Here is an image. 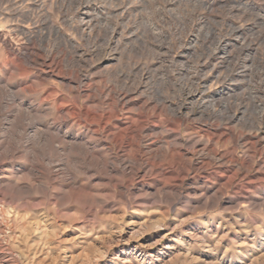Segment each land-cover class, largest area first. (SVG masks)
<instances>
[{
  "label": "rangeland",
  "instance_id": "374dc122",
  "mask_svg": "<svg viewBox=\"0 0 264 264\" xmlns=\"http://www.w3.org/2000/svg\"><path fill=\"white\" fill-rule=\"evenodd\" d=\"M85 5L96 27L88 39L76 31ZM66 18L72 23L66 24ZM51 20L76 38L93 62L80 69L84 79L96 77L100 87L125 83L134 94L151 99L164 93L170 104L180 106L181 117L187 115L197 125L202 124L201 101L229 97L232 110L247 117L243 124L231 125L258 139L255 150L240 144L237 158L231 155V139L218 144L226 154L219 174L210 159L208 134L184 127L177 134L166 123L149 119L150 134L166 137L161 145L167 157L138 154L137 145L123 150L115 142L102 149L106 159L126 153L142 166L131 181L118 173L119 180L135 186L121 196L114 183L100 179L101 169L87 171L77 154L62 151L57 142L50 152L54 159L69 160L72 174L66 176L75 178L73 187H54L19 172L42 151L38 146L34 155L27 148L13 151L18 142L9 133L14 142L0 145L7 164L0 175L32 181V186L18 193L4 189L12 196L0 199V264H264V154L259 152L264 149V0H0V32L17 50H41L39 41L32 45L27 38ZM57 58L62 74H74L76 67L62 53ZM2 62L0 52V75L14 73L16 85L40 74H17L9 65L3 69ZM50 81L60 86L57 79ZM46 89L40 86L36 97ZM253 97L262 110L253 107ZM110 109L107 104L102 108ZM118 121L129 119L125 115ZM72 124L74 133L113 137L103 128L93 134L94 128L78 124L75 116ZM195 141L207 144L203 158L196 155L199 147L192 149ZM152 143L148 138L144 146ZM147 161L162 162L166 173ZM174 161H181L177 172Z\"/></svg>",
  "mask_w": 264,
  "mask_h": 264
},
{
  "label": "bare ground",
  "instance_id": "6f19581e",
  "mask_svg": "<svg viewBox=\"0 0 264 264\" xmlns=\"http://www.w3.org/2000/svg\"><path fill=\"white\" fill-rule=\"evenodd\" d=\"M82 14L80 23L76 26V31L81 38L88 39L92 36L91 31L96 28L88 5L84 6ZM65 23L71 24V19L66 18ZM36 40L40 42L41 50H36L34 47H25L24 51H20L13 47L10 37L0 32V52L3 59V69L9 65L17 74L22 75H30L35 70L40 71V74L37 72L38 74L35 73L34 75L36 80L25 85L20 83L16 85L12 82L14 73L9 75L5 70L6 76L0 75V145L14 142V140H10L8 135L11 133V135H15V141L18 142L12 147L13 151L19 152L21 148H27L29 150L28 154L33 153L34 155L37 146L41 148L42 152H40L38 158L36 157L37 159H33L29 166L24 165L17 169L22 173L27 171L33 176L34 180L45 179V184L50 183L54 187L56 185H75V178L66 176L72 174L68 164L69 160L64 156L59 160L54 159L50 152L55 147L54 143L57 142L59 149L62 151L77 154L75 159H79L80 162L86 164L87 171L98 173V170L101 169L102 171L98 173L100 179L107 180L109 184L114 183L116 188H119L118 193L121 196L128 195L135 190V186L132 183L126 185L124 180H119L118 173L125 175L131 181L130 177L142 168L141 164L137 165L126 153L125 155H116L111 159H106L102 154V149L104 146L111 149L113 142H115L123 150L137 145L138 154L148 155L154 153L155 157L160 159L167 157V152L161 145L166 137L162 132L158 134V137L150 134L147 122L149 119L157 125L162 122L166 123L172 129L171 131L177 134L181 133L182 127L187 132L198 129L208 134V142L213 143V157L211 156L210 159L211 162L214 161L216 172L219 174L224 172L223 168L226 165L224 163L226 154L222 153L220 147H218V144L220 145L222 141L231 139L234 142L233 152L231 153L234 158H237L236 150L240 144H250L251 148L255 150L254 139H258V136L249 135L231 125L235 121L243 124L247 117L243 113L238 115L232 110L229 97L225 100L208 99L207 97V99L201 101L202 110L199 112L198 121L202 122L203 125H197L194 120L190 124L191 119L187 115L181 117L179 113L180 106L170 104L164 93H158L151 99L144 96V94H134L133 90L128 88L125 83H122L121 86H109L103 83L104 85L100 87L96 77L87 76L84 79L83 75L80 74V69L83 66H91L93 62L87 52L81 48L77 39L70 37L54 21L51 20L27 38L29 44L32 45L36 44ZM50 43H54L53 48H49ZM59 52L63 54L68 65L76 67L74 74H62L60 71L61 65L57 58ZM45 69L49 70V74L42 76ZM51 78L57 79L60 86L52 83ZM40 86H46L47 89L45 94L38 99L36 94L40 92ZM58 91L60 95L55 98L57 103L54 104L53 99ZM37 99L38 102H36ZM252 103L255 109L262 110L263 105L261 106L255 98ZM105 104L110 106L111 109L108 111L102 110ZM54 107L57 110L55 114L53 112ZM135 111L136 116H134ZM125 115L129 122L120 123L118 120ZM74 116L78 119V124L93 127V134L103 128L108 129L113 137L108 140V137L104 139L96 138L90 134L86 135L82 132L74 133L72 124ZM5 120H8L7 126H5ZM115 130L118 131L115 132ZM148 138L153 140V143L144 146ZM197 147L200 148L195 151L198 157L203 158L207 155L206 143L195 141L192 149ZM259 152L264 154V149H260ZM2 154L0 153V169L7 165ZM176 155L181 158L186 156V153L180 154L177 152ZM75 159L74 161H76ZM173 163L178 164L177 172L180 169L181 161H174ZM146 165H152L158 170L162 169L163 166L162 162L155 165L149 161L146 162ZM168 168L175 171L171 163H169ZM249 169L247 168L246 171ZM160 171L161 175L166 173L164 168ZM31 186L32 181L23 183L21 178L10 179L6 175H0V199L12 196L10 192L18 193ZM4 189L10 192H6Z\"/></svg>",
  "mask_w": 264,
  "mask_h": 264
}]
</instances>
